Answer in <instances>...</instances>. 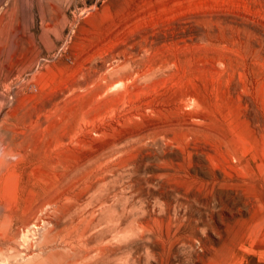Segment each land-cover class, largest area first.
I'll use <instances>...</instances> for the list:
<instances>
[{
    "label": "rangeland",
    "instance_id": "374dc122",
    "mask_svg": "<svg viewBox=\"0 0 264 264\" xmlns=\"http://www.w3.org/2000/svg\"><path fill=\"white\" fill-rule=\"evenodd\" d=\"M20 26L0 264H264V0H0Z\"/></svg>",
    "mask_w": 264,
    "mask_h": 264
},
{
    "label": "bare ground",
    "instance_id": "6f19581e",
    "mask_svg": "<svg viewBox=\"0 0 264 264\" xmlns=\"http://www.w3.org/2000/svg\"><path fill=\"white\" fill-rule=\"evenodd\" d=\"M7 25H8V22H7ZM10 27V26H9ZM23 27H25V26H23ZM14 28L15 27H13V30H11V32L10 33H8V34H6V36H0V37H2V39H0V85H1V87L3 86V87H7V88H10V87H12V85L14 84V79H16V80H19V77L21 76V75H23L22 73L25 71H30V72H32L33 74L36 72V70H38V68H35V60L36 59H32V60H30L29 58V56H30V52H29V50H25V49H23V48H20L19 47V45L21 46V45H23V43L27 40V41H30V42H34V38H33V33L31 32V31H29V32H26V30L25 31H23V29H22V27L20 26V30L19 29H16V30H14ZM50 28V27H49ZM57 28V27H56ZM44 29H45V27H44ZM52 29H53V27H52ZM8 30H9V28H8ZM56 29H54V30H52V31H55ZM7 31V30H6ZM10 31V30H9ZM45 31V33H50L51 31H50V29H46V30H44ZM57 31H60V29L59 30H57ZM5 33H7V32H5ZM60 33V32H59ZM51 34V33H50ZM1 35H3V33L1 34ZM43 35H44V33H43ZM57 35H59V34H57ZM46 36L47 37H49L50 35H47L46 34ZM37 37V36H36ZM60 38L62 37V35H60L59 36ZM59 38V39H60ZM59 39H57L58 41H59ZM62 39V38H61ZM50 42L51 43H53V46L54 45H57V44H55L54 42V38L53 39H51V37H50ZM57 42V41H56ZM25 43H27V42H25ZM10 44H15L16 45V47L13 49V50H9L8 48V46L10 45ZM28 44H29V42H28ZM28 44H25L26 45V47H27V45ZM29 45H31V44H29ZM28 45V46H29ZM35 45V44H34ZM52 46V45H51ZM30 47H33L32 45L30 46ZM35 47V49H36V46H34ZM42 47V46H41ZM58 47V46H57ZM47 48H49V45H48V47ZM34 49V48H33ZM51 49V48H50ZM41 50V49H40ZM55 50V49H54ZM49 51V50H48ZM41 53V52H40ZM43 53H44V51H43ZM33 57V56H32ZM43 57V56H42ZM47 57V56H46ZM40 58V57H39ZM50 58V57H49ZM30 60V61H29ZM40 60V59H39ZM42 60V59H41ZM38 62V61H37ZM48 62V61H47ZM49 63V62H48ZM44 65V64H43ZM15 77V78H14ZM26 77V76H25ZM32 78H34V77H32ZM21 80V79H20ZM18 82V81H17ZM24 82H25V80H24ZM117 82V81H116ZM3 87H2V90H3ZM5 89V88H4ZM10 90H12V88H10ZM8 91V90H7ZM4 92V91H3ZM11 92V91H10ZM9 93V92H8ZM7 93V94H8ZM5 94H6V92H5ZM4 96V95H3ZM2 96V97H3ZM5 97V96H4ZM8 96H6V99H9V98H7ZM0 99H2V98H0ZM6 99H4V101L6 100ZM11 99V98H10ZM3 100V99H2ZM2 100H0V101H2ZM4 101H2V102H4ZM8 101V100H7ZM10 101V100H9ZM8 101V102H9ZM7 102V103H8ZM6 103V102H5ZM6 119H7V117H5ZM4 122H6V121H4ZM8 122V121H7ZM5 151V150H4ZM106 205V204H105ZM49 210V209H48ZM78 211V210H77ZM83 211H85V210H83ZM40 215V214H39ZM35 217V216H34ZM39 217V216H38ZM38 217H37V219H38ZM59 217V216H58ZM47 218H52L51 216H49V217H47ZM29 219H31V218H29ZM118 219V218H117ZM28 220V219H27ZM47 219H45L44 221H46ZM51 220H53V219H49V223L47 222L46 224H50V221ZM112 220V219H111ZM29 221V220H28ZM87 221V220H86ZM36 222V221H35ZM53 222H54V220H53ZM56 222H58L57 224H59V221H58V219L56 220ZM29 223H31V220H30V222ZM28 224V223H27ZM27 224H25V226L27 225ZM51 224H52V222H51ZM54 224V223H53ZM30 225V224H29ZM33 225H34V223H33ZM33 225H31L30 227L32 228V226ZM72 225V224H71ZM24 226V225H23ZM38 226V225H37ZM30 227H28L27 228V230H29V228ZM19 228V227H18ZM15 229V228H14ZM25 229H26V227H25ZM88 229V227L86 228V230ZM68 230V229H67ZM84 231V230H83ZM25 232V231H24ZM129 232V231H128ZM41 233V232H40ZM83 233V232H82ZM85 233V232H84ZM93 237V236H92ZM92 237H91V241H93V239H92ZM85 238H87V237H85ZM93 238H95V237H93ZM102 238V237H101ZM99 239V238H98ZM81 240V239H80ZM96 240V239H95ZM103 241V240H102ZM29 242V241H28ZM87 242V241H86ZM67 243V242H66ZM87 243H89V242H87ZM93 243H94V241H93ZM102 243V242H101ZM10 244V243H9ZM12 244V243H11ZM68 245V244H67ZM69 245H72V244H69ZM79 245V244H78ZM77 245V246H78ZM81 245V244H80ZM88 245V244H87ZM90 245V244H89ZM14 246V245H13ZM66 246V245H65ZM73 246L75 247V245L73 244ZM83 246H85V245H83ZM55 247V246H54ZM79 247V246H78ZM101 247V246H100ZM27 248V247H26ZM91 248V247H90ZM6 249H8V248H6ZM71 249V248H70ZM82 249H84L83 247H82ZM89 249V248H88ZM88 249H85V250H87V252L86 253H88L90 250H88ZM23 250V249H22ZM15 252V251H14ZM29 252V251H28ZM90 253V252H89ZM6 254V253H5ZM26 254V253H25ZM35 254V253H34ZM33 254V255H34ZM27 255V254H26ZM87 255V254H86ZM29 256H27V258H28ZM7 258V257H6ZM31 258V257H30ZM33 258V257H32ZM88 258V257H87ZM86 258V259H87ZM25 259V258H24ZM29 259V258H28ZM7 260V259H6ZM27 260V259H26ZM24 261V260H23ZM31 261V260H30ZM105 261V260H104ZM4 262V261H3ZM81 262V261H80ZM132 263V262H131Z\"/></svg>",
    "mask_w": 264,
    "mask_h": 264
}]
</instances>
